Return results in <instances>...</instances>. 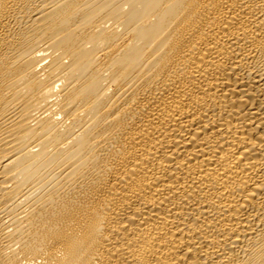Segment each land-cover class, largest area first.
<instances>
[{"label":"bare ground","instance_id":"bare-ground-1","mask_svg":"<svg viewBox=\"0 0 264 264\" xmlns=\"http://www.w3.org/2000/svg\"><path fill=\"white\" fill-rule=\"evenodd\" d=\"M0 264H264V0H0Z\"/></svg>","mask_w":264,"mask_h":264}]
</instances>
